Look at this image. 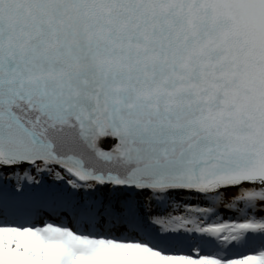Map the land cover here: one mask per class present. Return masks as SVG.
<instances>
[{
  "label": "snow or ice",
  "instance_id": "obj_1",
  "mask_svg": "<svg viewBox=\"0 0 264 264\" xmlns=\"http://www.w3.org/2000/svg\"><path fill=\"white\" fill-rule=\"evenodd\" d=\"M0 264H264V0H0Z\"/></svg>",
  "mask_w": 264,
  "mask_h": 264
},
{
  "label": "bare ground",
  "instance_id": "obj_2",
  "mask_svg": "<svg viewBox=\"0 0 264 264\" xmlns=\"http://www.w3.org/2000/svg\"><path fill=\"white\" fill-rule=\"evenodd\" d=\"M43 177H45V176H40V178H43ZM44 189H46V187H44ZM25 191H26V193H28L27 190H25ZM37 191H38V194L34 195L37 198H40L41 196H45L47 194V192L45 190H37ZM34 196H32L31 198H28L29 201L34 202ZM212 219L215 220V217H212ZM229 220H231V219H229Z\"/></svg>",
  "mask_w": 264,
  "mask_h": 264
},
{
  "label": "rangeland",
  "instance_id": "obj_3",
  "mask_svg": "<svg viewBox=\"0 0 264 264\" xmlns=\"http://www.w3.org/2000/svg\"><path fill=\"white\" fill-rule=\"evenodd\" d=\"M51 177V176H50ZM62 186H60L61 188ZM50 195V192H48L45 197L49 196ZM193 202H196L195 200H193ZM223 214H232V212L230 210H223L221 211ZM233 215V214H232ZM242 251V250H241Z\"/></svg>",
  "mask_w": 264,
  "mask_h": 264
}]
</instances>
